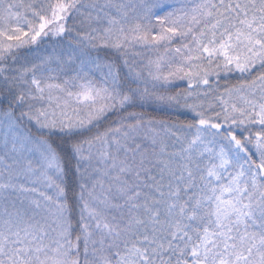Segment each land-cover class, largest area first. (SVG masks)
I'll return each mask as SVG.
<instances>
[{"label":"snow or ice","instance_id":"obj_1","mask_svg":"<svg viewBox=\"0 0 264 264\" xmlns=\"http://www.w3.org/2000/svg\"><path fill=\"white\" fill-rule=\"evenodd\" d=\"M0 264H264V0H0Z\"/></svg>","mask_w":264,"mask_h":264}]
</instances>
